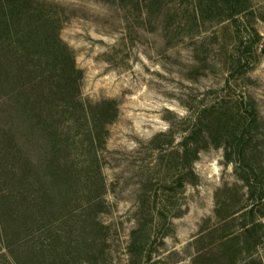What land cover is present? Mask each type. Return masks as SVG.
Returning <instances> with one entry per match:
<instances>
[{
	"label": "rangeland",
	"instance_id": "1",
	"mask_svg": "<svg viewBox=\"0 0 264 264\" xmlns=\"http://www.w3.org/2000/svg\"><path fill=\"white\" fill-rule=\"evenodd\" d=\"M41 1L83 72L82 98L118 102L103 150L107 264H145L147 254L157 264H264V228H242L264 224V0H240L234 18L224 0ZM253 102L251 187L224 146L201 136L190 172L182 141L198 114L215 106L226 137L213 138L231 142ZM225 232L237 238L225 244Z\"/></svg>",
	"mask_w": 264,
	"mask_h": 264
},
{
	"label": "trees",
	"instance_id": "2",
	"mask_svg": "<svg viewBox=\"0 0 264 264\" xmlns=\"http://www.w3.org/2000/svg\"><path fill=\"white\" fill-rule=\"evenodd\" d=\"M224 1L234 18L240 0ZM51 6L0 0V264H107L111 230L100 218L107 190L103 150L119 106L111 98H82L83 72L60 37ZM239 117L244 122L234 130L235 141L224 143L213 138L226 137L215 106L198 114L182 141L190 172L201 136L205 145L224 146L251 187L247 172L256 168L245 161L261 121L255 102ZM256 200L264 202V191ZM245 211L253 213L254 204ZM242 228L257 232L264 224L252 219ZM235 238L233 232L222 236L225 244ZM145 264L157 262L147 254Z\"/></svg>",
	"mask_w": 264,
	"mask_h": 264
},
{
	"label": "water",
	"instance_id": "3",
	"mask_svg": "<svg viewBox=\"0 0 264 264\" xmlns=\"http://www.w3.org/2000/svg\"><path fill=\"white\" fill-rule=\"evenodd\" d=\"M262 52L264 53V48L262 49Z\"/></svg>",
	"mask_w": 264,
	"mask_h": 264
}]
</instances>
